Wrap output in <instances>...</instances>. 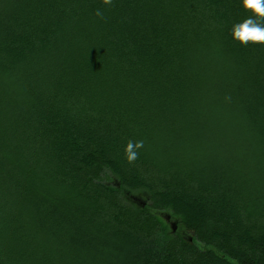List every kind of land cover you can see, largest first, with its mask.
Returning <instances> with one entry per match:
<instances>
[{
    "label": "trees",
    "instance_id": "obj_1",
    "mask_svg": "<svg viewBox=\"0 0 264 264\" xmlns=\"http://www.w3.org/2000/svg\"><path fill=\"white\" fill-rule=\"evenodd\" d=\"M247 15L0 0V264H264V45L230 35Z\"/></svg>",
    "mask_w": 264,
    "mask_h": 264
},
{
    "label": "clouds",
    "instance_id": "obj_2",
    "mask_svg": "<svg viewBox=\"0 0 264 264\" xmlns=\"http://www.w3.org/2000/svg\"><path fill=\"white\" fill-rule=\"evenodd\" d=\"M111 2L112 0H102L104 5ZM239 3L248 15L232 25L230 29L232 40L244 47L264 45V0H239ZM96 15L102 16V13L97 10ZM134 158L129 156L130 160Z\"/></svg>",
    "mask_w": 264,
    "mask_h": 264
},
{
    "label": "rangeland",
    "instance_id": "obj_3",
    "mask_svg": "<svg viewBox=\"0 0 264 264\" xmlns=\"http://www.w3.org/2000/svg\"><path fill=\"white\" fill-rule=\"evenodd\" d=\"M102 182L107 185V186H111L115 189H119V180L116 179V177L111 174L110 172L107 173L106 176L103 177ZM124 198L126 199V201L128 203H130L133 206H137L140 208V204L145 205L144 202L148 203V200L146 199V196L142 195V194H134L133 196H135L137 198V201L135 200V198L133 196H128L126 193H123ZM132 197V199H131ZM160 221L163 223V225L165 226V231L166 234L169 235L170 237L174 236V235H180L181 237L185 238V239H189L190 241H193L191 235H189L185 229L183 228V226L181 225L180 219L175 217L172 213H163L161 215L158 216ZM170 218V219H168ZM168 220V221H167ZM173 227H175V231L173 233ZM172 234V235H171ZM168 237V236H167ZM201 248H203L201 246Z\"/></svg>",
    "mask_w": 264,
    "mask_h": 264
},
{
    "label": "bare ground",
    "instance_id": "obj_4",
    "mask_svg": "<svg viewBox=\"0 0 264 264\" xmlns=\"http://www.w3.org/2000/svg\"><path fill=\"white\" fill-rule=\"evenodd\" d=\"M168 219H170V218H168ZM168 221V220H167ZM173 230L175 231V227H173Z\"/></svg>",
    "mask_w": 264,
    "mask_h": 264
}]
</instances>
